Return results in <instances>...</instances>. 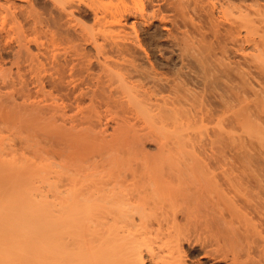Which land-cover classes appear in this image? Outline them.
I'll list each match as a JSON object with an SVG mask.
<instances>
[{"label": "bare ground", "instance_id": "1", "mask_svg": "<svg viewBox=\"0 0 264 264\" xmlns=\"http://www.w3.org/2000/svg\"><path fill=\"white\" fill-rule=\"evenodd\" d=\"M185 243L264 264V0H0V264Z\"/></svg>", "mask_w": 264, "mask_h": 264}, {"label": "rangeland", "instance_id": "2", "mask_svg": "<svg viewBox=\"0 0 264 264\" xmlns=\"http://www.w3.org/2000/svg\"><path fill=\"white\" fill-rule=\"evenodd\" d=\"M50 35V33L48 34V36ZM161 56H163V55H161ZM7 133H9V132H7ZM56 159V161L58 162L59 161V157H55ZM237 226H236V225ZM243 225V226H242ZM190 227H193V225H189ZM226 234L229 236V237H232L233 236V238H235L236 236L238 237V234H239V232L241 233L242 232V230L244 231L245 229H243V228H247V227H249V225H247V224H237V222L236 221H232L231 223L230 222H228L227 224H226ZM230 226V227H229ZM240 226H241V228H240ZM207 229H205L204 231H202L201 233H200V231H199V233H200V235H201V237H202V239L204 238V239H206V240H215V238H220L221 237V235L224 233H222L221 231V233L220 232H217L218 230H216L215 228H213V227H206ZM230 231V232H229ZM239 231V232H238ZM221 234V235H220ZM199 235V236H200ZM235 235V236H234ZM221 239V238H220ZM189 247H190V245L188 244V243H185V246H184V248H185V250L187 249V251H189V262L191 263L192 262V260H194V261H196V260H198V258L200 259V260H202L201 262H203V264H226V260H224L223 258H221V259H215V258H211V257H201V255L200 254H202V253H195V254H193V253H191V251L189 250ZM196 255V256H195ZM190 258H193V259H190ZM197 258V259H196ZM217 260V261H216ZM193 263V262H192ZM202 264V263H201Z\"/></svg>", "mask_w": 264, "mask_h": 264}]
</instances>
